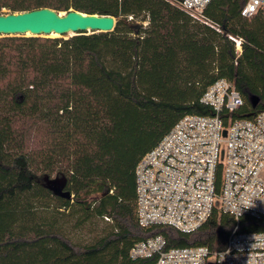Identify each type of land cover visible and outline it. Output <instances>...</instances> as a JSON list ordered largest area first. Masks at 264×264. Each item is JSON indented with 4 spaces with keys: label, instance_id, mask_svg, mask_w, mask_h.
I'll use <instances>...</instances> for the list:
<instances>
[{
    "label": "trees",
    "instance_id": "obj_1",
    "mask_svg": "<svg viewBox=\"0 0 264 264\" xmlns=\"http://www.w3.org/2000/svg\"><path fill=\"white\" fill-rule=\"evenodd\" d=\"M246 2L211 0L204 13L217 31L170 0H0V14L51 8L116 19L110 32L0 36V264H153L129 252L159 235L168 249L226 247L236 221L218 208L192 233L141 227L135 171L183 117L214 114L201 98L218 79L244 99L234 118L264 111V11L243 17ZM228 34L243 38L240 55ZM32 131L41 133L37 150ZM55 179L61 194L48 184ZM99 221L101 234L75 239ZM238 231L264 232V218L243 217Z\"/></svg>",
    "mask_w": 264,
    "mask_h": 264
},
{
    "label": "built area",
    "instance_id": "obj_2",
    "mask_svg": "<svg viewBox=\"0 0 264 264\" xmlns=\"http://www.w3.org/2000/svg\"><path fill=\"white\" fill-rule=\"evenodd\" d=\"M170 1L193 20L220 31L204 13L211 0ZM261 10L264 0H247L241 15L249 18ZM227 36L240 55L243 38ZM201 102L214 114L186 115L138 163L137 221L143 228L164 225L192 233L218 208L232 216L236 226L221 250L205 246L168 249L165 237L159 235L135 243L129 257L156 258L153 264H264V232L238 231L243 217L264 218V111L253 119L234 118L244 99L223 78L208 87Z\"/></svg>",
    "mask_w": 264,
    "mask_h": 264
},
{
    "label": "water",
    "instance_id": "obj_3",
    "mask_svg": "<svg viewBox=\"0 0 264 264\" xmlns=\"http://www.w3.org/2000/svg\"><path fill=\"white\" fill-rule=\"evenodd\" d=\"M116 25V19L109 15L85 14L71 9L68 12H57L51 8H39L19 13L0 14L1 35H45L69 33L79 34L85 32H110ZM139 26V25H138ZM259 102L257 97L251 98L255 108ZM226 135V131H224ZM50 188L56 194L62 193L64 181L55 179L48 181ZM70 198L69 193H63Z\"/></svg>",
    "mask_w": 264,
    "mask_h": 264
},
{
    "label": "rangeland",
    "instance_id": "obj_4",
    "mask_svg": "<svg viewBox=\"0 0 264 264\" xmlns=\"http://www.w3.org/2000/svg\"><path fill=\"white\" fill-rule=\"evenodd\" d=\"M4 14H10L8 10H3ZM64 13V12H61ZM41 137V133L40 132H34L32 131L30 138L32 139V141L36 140L34 145H31L30 148L33 150H37L36 148V144L38 142V140ZM51 178H55V175H52ZM106 221H99L98 224L93 228V227H85L81 230H77L76 232H74V236L76 240L79 241H86V242H90L95 236H97L98 234H101L102 229L106 226ZM146 236V235H145Z\"/></svg>",
    "mask_w": 264,
    "mask_h": 264
},
{
    "label": "bare ground",
    "instance_id": "obj_5",
    "mask_svg": "<svg viewBox=\"0 0 264 264\" xmlns=\"http://www.w3.org/2000/svg\"><path fill=\"white\" fill-rule=\"evenodd\" d=\"M27 35H31V34L29 33ZM72 35H74V34L73 33H69V35H66L65 37H70ZM58 36H60V35L59 34H55V33H53V34L50 35V37H58Z\"/></svg>",
    "mask_w": 264,
    "mask_h": 264
}]
</instances>
